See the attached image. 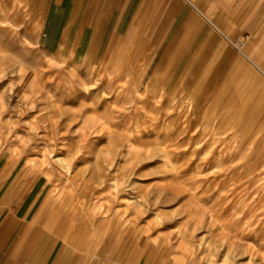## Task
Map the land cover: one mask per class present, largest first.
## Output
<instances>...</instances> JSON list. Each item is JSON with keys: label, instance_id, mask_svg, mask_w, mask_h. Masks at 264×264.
Here are the masks:
<instances>
[{"label": "rangeland", "instance_id": "374dc122", "mask_svg": "<svg viewBox=\"0 0 264 264\" xmlns=\"http://www.w3.org/2000/svg\"><path fill=\"white\" fill-rule=\"evenodd\" d=\"M232 46L240 55L219 78L184 50L151 89V72L138 75L135 94L112 70L44 55L0 11L3 142L62 185L69 210L97 203L86 221L112 232L126 264H264V46Z\"/></svg>", "mask_w": 264, "mask_h": 264}, {"label": "crops", "instance_id": "0c3cea01", "mask_svg": "<svg viewBox=\"0 0 264 264\" xmlns=\"http://www.w3.org/2000/svg\"><path fill=\"white\" fill-rule=\"evenodd\" d=\"M0 11L44 55L87 74L151 72L147 87L184 50L219 78L240 55L235 39L253 55L264 46V0H0ZM3 138L0 131V264H126L123 252L114 256L112 232L69 210Z\"/></svg>", "mask_w": 264, "mask_h": 264}, {"label": "bare ground", "instance_id": "6f19581e", "mask_svg": "<svg viewBox=\"0 0 264 264\" xmlns=\"http://www.w3.org/2000/svg\"><path fill=\"white\" fill-rule=\"evenodd\" d=\"M4 29V28H3ZM256 29V28H255ZM254 29V30H255ZM7 30V29H6ZM8 32V31H7ZM3 55H4V52H3ZM241 55L244 57V55H245V52H244V50H242L241 49ZM249 59H250V57H249ZM131 60V59H130ZM129 60V61H130ZM128 61V62H129ZM137 61V60H136ZM35 62V61H34ZM49 62V61H48ZM21 65V64H20ZM49 65V64H48ZM27 67V66H26ZM128 67V66H127ZM32 68V67H31ZM24 70V69H23ZM37 70V69H36ZM130 70V69H129ZM74 71V70H73ZM28 74V73H27ZM115 75L114 76V78H115V80H117L118 81V79L119 80H123V84L120 86V89H122V90H133L134 92H135V94H137V91L139 90V87L137 86V84L135 83V81L137 80V71H134V72H132V73H120V70H118L117 68H114V70L113 71H111L110 73H109V75H108V77L110 78V80H112V75ZM34 76L32 77L33 78V80H32V83L34 84L35 82H37L39 79H40V73L38 74V73H34L33 74ZM45 75V74H44ZM17 76V75H16ZM75 76V72H73V73H71L70 75H69V79L68 80H70V83H72V77H74ZM102 78V77H101ZM113 78V79H114ZM124 81H126V82H124ZM42 82V81H41ZM31 83V84H32ZM160 83V82H159ZM36 84V83H35ZM42 84V83H41ZM49 84V83H48ZM139 84V83H138ZM37 85H38V83H37ZM67 85H68V82H66V83H63L62 84V87L63 88H67ZM154 85V84H153ZM153 85H151L150 87H149V89H151L152 87H153ZM27 86V85H26ZM46 86V85H45ZM68 86H70V85H68ZM73 86V85H72ZM34 87V86H33ZM117 87V86H116ZM113 94V93H112ZM72 95V94H71ZM29 96V95H28ZM127 96V95H126ZM139 96V95H138ZM137 97V96H136ZM127 98V97H126ZM138 98V97H137ZM125 99V98H124ZM130 101V100H129ZM137 101V100H136ZM118 102H119V100H118ZM138 102V101H137ZM107 104V103H106ZM97 105V104H96ZM102 105V104H101ZM88 106V105H87ZM135 106V105H134ZM97 108V107H96ZM132 110V109H131ZM176 110V109H175ZM98 111V110H97ZM175 112V111H174ZM129 113V112H128ZM133 113V112H132ZM127 114V113H126ZM109 115V114H108ZM136 128V127H135ZM104 130V129H103ZM256 130H258V129H256ZM131 131V130H130ZM255 131V130H254ZM249 138H251L250 136H249ZM106 139V138H105ZM106 142V141H105ZM128 143V142H127ZM241 145V144H240ZM245 145V144H244ZM129 147V146H128ZM241 149V148H240ZM239 149V150H240ZM230 150V149H229ZM243 151V150H242ZM242 151H241V153H242ZM255 152V151H254ZM257 152V151H256ZM253 155H254V153H253ZM46 156V155H45ZM236 158H237V156H236ZM224 159V158H223ZM60 162L63 164V161L60 159ZM248 163V162H247ZM250 164V163H249ZM242 175V174H241ZM227 176V175H226ZM258 179V178H257ZM65 187H66V189L68 188H70L71 190H72V188H71V186H72V181H71V179H69V178H66L65 180ZM54 183V182H53ZM259 183V182H258ZM90 184V183H89ZM230 184V183H229ZM61 186L62 185H60L59 183H54L53 184V191H55L56 193H60L59 195H62L63 193L61 192ZM261 187V186H260ZM259 188V187H258ZM65 189V188H64ZM91 189H92V187H91ZM64 191V190H63ZM70 191V190H69ZM175 191V190H174ZM65 194V193H64ZM77 194V193H76ZM92 195V194H91ZM77 196V195H76ZM253 197V196H252ZM245 198V197H244ZM59 199V198H58ZM258 199V198H257ZM74 200V199H73ZM64 202V201H63ZM78 203H79V209H80V211H81V213H84L85 215H88V214H92V215H95L96 214V210H97V208H98V205H97V203H90V202H87V201H85V200H83L82 199V201H81V199L78 201ZM195 203V202H194ZM50 204V203H49ZM70 204V203H69ZM59 206V205H58ZM57 206V207H58ZM50 207V206H49ZM54 208V207H53ZM61 208V207H60ZM249 209V208H248ZM47 210V209H46ZM61 210V209H60ZM190 211V210H189ZM234 211V210H233ZM66 212V211H65ZM70 212V211H69ZM68 212V213H69ZM100 212V211H99ZM108 211H105V213H104V216H103V218H104V220H103V222H102V224H104V222L106 221V218H105V215H106V213H107ZM189 213V212H188ZM198 213H199V211H198ZM240 213V212H239ZM54 215V214H53ZM79 215V214H78ZM102 215V214H101ZM190 216V215H189ZM195 216V215H194ZM197 216V215H196ZM258 219V218H257ZM256 220V219H255ZM49 220H47V222H48ZM66 221V220H65ZM230 221V220H229ZM99 222V221H98ZM258 222V221H257ZM59 223V222H58ZM107 223H108V221H107ZM106 223V224H107ZM98 224V223H97ZM219 224V223H218ZM83 226V225H82ZM106 228V227H105ZM86 229V228H85ZM258 230V229H257ZM261 230V229H260ZM84 231V230H83ZM231 231V230H230ZM234 231V230H233ZM87 232V231H86ZM95 232V231H94ZM83 233V232H82ZM92 234V233H91ZM86 235V234H85ZM108 235V234H107ZM81 237V236H80ZM80 237H79V241H80ZM84 237V236H83ZM107 237V236H106ZM185 237V236H184ZM94 239V238H93ZM76 240V239H75ZM238 240V239H237ZM83 242V241H82ZM74 244V243H73ZM81 244V243H80ZM90 244V243H89ZM160 244V243H159ZM96 245V244H95ZM107 245V244H106ZM151 245V244H150ZM105 246V245H104ZM159 246V245H158ZM79 247V246H78ZM88 247V246H87ZM183 247V246H182ZM95 248V247H94ZM148 248H149V246H148ZM102 249H103V247H102ZM80 250V249H79ZM101 252H102V250H101ZM147 252V251H146ZM156 257V256H155ZM175 256H173V257H170V261L168 262V264H174L175 263V259L176 258H174ZM183 257V256H182ZM191 257H192V254H191ZM181 258V257H180ZM194 258V257H193ZM207 258V257H206ZM164 260V259H163ZM213 260V259H212ZM156 261V260H155ZM150 264V263H149Z\"/></svg>", "mask_w": 264, "mask_h": 264}]
</instances>
